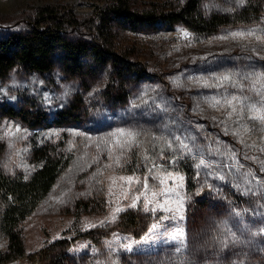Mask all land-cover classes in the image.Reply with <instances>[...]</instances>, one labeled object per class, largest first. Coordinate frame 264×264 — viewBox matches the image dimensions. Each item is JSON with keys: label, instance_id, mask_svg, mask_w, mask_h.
Returning a JSON list of instances; mask_svg holds the SVG:
<instances>
[{"label": "rangeland", "instance_id": "374dc122", "mask_svg": "<svg viewBox=\"0 0 264 264\" xmlns=\"http://www.w3.org/2000/svg\"><path fill=\"white\" fill-rule=\"evenodd\" d=\"M105 1L0 0V41L29 33L47 7L73 11L78 25L65 36L92 42L89 21ZM248 1L200 0L203 15L228 17L206 33L159 14L156 23L116 27L111 49L126 57L121 75L89 55L81 74L57 58L48 71L16 64L0 76V168L28 176L39 165L37 145L61 161L54 184L18 225L24 254L62 237L67 264H264V0ZM184 2L133 0V7L156 3L164 13ZM8 105L40 121L7 114ZM138 196L147 228L134 236L115 224ZM177 229L183 236L173 239Z\"/></svg>", "mask_w": 264, "mask_h": 264}, {"label": "trees", "instance_id": "16d2710c", "mask_svg": "<svg viewBox=\"0 0 264 264\" xmlns=\"http://www.w3.org/2000/svg\"><path fill=\"white\" fill-rule=\"evenodd\" d=\"M105 2V5L94 8L98 16L97 21L92 19L89 21V25L95 28L92 32L94 37L92 42L79 38L68 39L65 36L67 27L72 28L78 25L73 11L43 8L37 18L31 21L29 33L13 34L0 41V76H4L16 64L31 70L48 71L54 64V59L57 58L62 60L64 68L69 73L81 74L88 70L89 64L84 56L89 55L95 62L109 60L113 71L117 69V75H119L121 73L119 69L126 67V57L111 49L116 27L122 25L134 27L152 18L151 22L156 23L161 19L156 17L158 14L163 16L161 20L168 24H183L203 33L214 31L218 26L228 22V17L221 14L203 15L200 11V0H185L178 6H169V10L164 13L161 11L165 5L158 10L156 3H152L147 9L139 10L133 7V0H106ZM253 2L255 1L249 0L248 7L253 5ZM254 10V7L251 11L246 10L245 14H250ZM119 84L124 85V79H119ZM124 97L125 93L115 96L120 100ZM2 110L7 114H17L30 124H37L40 121L39 116L24 109L17 110L8 105L2 107ZM63 112L61 110L58 116L61 117ZM47 146H34V159L39 162V165L28 176L7 173L0 168V234L5 238L7 247V252L0 254V263L15 258H26L37 264H67L68 240L66 238H57L47 245L40 246L32 253L24 254L21 231L18 227L21 220L29 215L47 194L60 172V158L56 157L52 148ZM189 170L184 169V172L187 174ZM75 206L85 209L87 203L77 201ZM115 225L134 236L141 235L147 228L135 207L121 211ZM102 230L103 228L100 229ZM81 236H89L97 240L92 237L90 231L83 232Z\"/></svg>", "mask_w": 264, "mask_h": 264}, {"label": "snow or ice", "instance_id": "6c2138e0", "mask_svg": "<svg viewBox=\"0 0 264 264\" xmlns=\"http://www.w3.org/2000/svg\"><path fill=\"white\" fill-rule=\"evenodd\" d=\"M223 79H229V78H228L227 76H225V77H223ZM233 99H236V97H233ZM216 103H219V101H216ZM229 103H231V102H229ZM185 147H186V146H185ZM201 163L203 164V161H201ZM168 176H169V178H170V177L172 176V174L169 173ZM121 179H125V178H121ZM126 179H127L128 182H130V183L133 181V177H127ZM163 183H164V181L162 180V181H161V184H163ZM145 188H147V183H145ZM139 199H140L139 196L136 197L135 200L133 201V204H132L131 206H132V207H135V206H136V201H138ZM149 203H151V202L149 201ZM161 207H163V206H161ZM181 207H183L182 204H181ZM163 210H164L165 212H172V211H173L171 208H168V207H163ZM179 210H180V209L177 208V209L175 210V212L178 213ZM117 211H119V209H117ZM152 211H156V208H153ZM173 214L175 215V213H173ZM180 219H183V217H180ZM155 227H156V225L153 226V228H155ZM149 231L151 232L152 230L150 229ZM178 236H180V237L183 236V232H182L181 229H177V230H176V233L173 234V239H176ZM181 243H182V241H181ZM124 248H126L127 250L130 251V250L132 249V245H131V244L124 245ZM179 250H180V249L178 248L177 251H179Z\"/></svg>", "mask_w": 264, "mask_h": 264}]
</instances>
